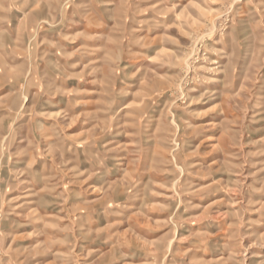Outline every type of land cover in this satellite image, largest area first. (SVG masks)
<instances>
[{"label":"rangeland","instance_id":"374dc122","mask_svg":"<svg viewBox=\"0 0 264 264\" xmlns=\"http://www.w3.org/2000/svg\"><path fill=\"white\" fill-rule=\"evenodd\" d=\"M0 264H264V0H0Z\"/></svg>","mask_w":264,"mask_h":264}]
</instances>
